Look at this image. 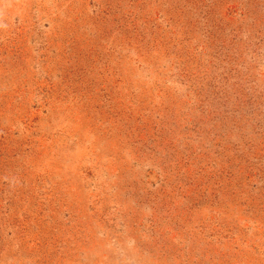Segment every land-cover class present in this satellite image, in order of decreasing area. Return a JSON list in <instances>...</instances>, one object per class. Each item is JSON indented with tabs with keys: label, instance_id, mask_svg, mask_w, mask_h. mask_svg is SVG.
I'll list each match as a JSON object with an SVG mask.
<instances>
[{
	"label": "rangeland",
	"instance_id": "rangeland-1",
	"mask_svg": "<svg viewBox=\"0 0 264 264\" xmlns=\"http://www.w3.org/2000/svg\"><path fill=\"white\" fill-rule=\"evenodd\" d=\"M0 264H264V0H0Z\"/></svg>",
	"mask_w": 264,
	"mask_h": 264
}]
</instances>
